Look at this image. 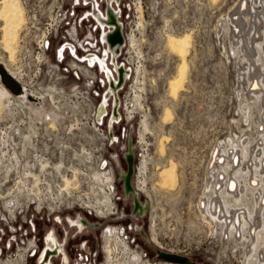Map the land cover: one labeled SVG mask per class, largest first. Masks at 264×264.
<instances>
[{
  "label": "rangeland",
  "instance_id": "rangeland-1",
  "mask_svg": "<svg viewBox=\"0 0 264 264\" xmlns=\"http://www.w3.org/2000/svg\"><path fill=\"white\" fill-rule=\"evenodd\" d=\"M98 1L102 9L103 3L101 0ZM240 1L125 0L132 9H136L139 2L142 6L140 23L142 25L137 24L139 20L135 18H131V22L127 20L124 24L125 34L128 39L133 35L135 43L130 46L128 41L118 61L125 63V66L132 70V77L122 93L125 105L135 114V119L129 122L126 118L121 127L124 126L127 133L129 126H133L131 137L139 142L134 153L136 165L141 167V163L146 161V168L143 170L145 174H138L135 178L137 182L142 180V177L145 181L144 187L141 185L144 192L141 191L139 194L140 201L147 204V212L143 219L126 220L121 223H116L114 218L99 221L97 217L79 211V215L91 223H99L100 227L98 229L88 227L74 237L75 229L68 228L64 220L67 217L75 218L77 210L61 212L57 210V200L55 204L51 203L52 211L45 210L38 215L31 208L29 211L17 208L18 203L22 206L25 204V193L18 194L17 190L19 182L27 178V175L21 172L5 174L7 169L21 168V165L26 164L37 168L40 162H46L52 167L61 164L63 168L59 173L53 171L36 173L42 187L36 194L41 197L47 190H53V194L59 197L57 185L61 184V178H71L70 173L66 172L67 168L70 170L80 167L75 153L78 152L76 150L80 144H85L83 136L77 135L71 142L64 134L65 131H49L45 126L31 128L35 123H49L51 104L44 91L45 66L39 68L38 74L31 72L27 76L25 79L27 87L33 86L31 90L37 93L36 95L42 94V98L44 97L40 110L30 109L11 99L9 103L5 101L6 108L0 111V264H34V260L28 257L32 246H40L44 235L51 228L61 239L67 232L69 248L78 247L85 241L88 248L98 250L102 243L101 237L105 233L104 229L119 227L120 224L127 227L129 223L132 226L134 224L141 226L146 238H154L157 241V245H151L144 241L142 235L138 236L135 232L127 233L138 239L140 247L148 254L149 264H165L163 261L159 263L151 261L160 248L163 252L171 251L188 257L191 264L245 263L244 250L240 242L230 234L227 238H222L215 223L210 229L202 220L200 212L202 207L198 206L199 200L207 192L205 187L210 180L208 173L211 166L210 158L216 150L220 151L221 144L232 140L235 145L241 146L244 142L253 149L262 142L261 136L264 131V122L261 120L262 107L259 101L250 100L248 95L246 97L244 91L249 87L247 72L253 69L251 66H247L248 70L243 69L244 65L240 60L243 54L231 44L227 29L224 28L228 14ZM68 9L73 10L72 18L87 12V8L81 7L71 9L68 6ZM92 25L93 22L89 19L83 22L80 39L86 30H93ZM89 34L93 37V33H88V37ZM170 34L191 36L187 80L184 89L180 91L179 96L177 94L175 100L168 95V83L171 77L176 76L180 60L168 48L166 41ZM0 53L3 60L7 61V55L1 51ZM70 65L69 62L66 67L70 72L69 77L62 82L67 88L68 96L55 99L57 110L62 112L59 114V121L67 127L71 124L89 126L97 105V98L93 94L97 90L98 80L103 79V75L93 68L86 71L81 80L77 81L72 76V72L75 71ZM82 66L83 64H78L77 68L82 69L80 68ZM91 82L94 83L93 88H88ZM244 82L245 88L242 86ZM74 87H80V90L88 92V95H84L83 98L70 96V90ZM77 104L80 107L76 109ZM247 104L248 115L244 114ZM165 108L172 111L173 119L161 124ZM142 121H146L149 128L143 139L139 134L144 131ZM13 134L16 136L15 141L12 139ZM163 137L165 141L167 137L166 143ZM158 142L163 145L162 153L159 151ZM170 163L176 167L178 184L171 192L161 187L158 175L162 169L168 168ZM65 174L68 178L63 177ZM78 179L82 189L87 191L88 181ZM16 197L17 204L10 211L5 204L8 202L14 204ZM118 210L128 211L129 204H119ZM57 216L63 221L61 225L53 221Z\"/></svg>",
  "mask_w": 264,
  "mask_h": 264
},
{
  "label": "built area",
  "instance_id": "built-area-1",
  "mask_svg": "<svg viewBox=\"0 0 264 264\" xmlns=\"http://www.w3.org/2000/svg\"><path fill=\"white\" fill-rule=\"evenodd\" d=\"M98 1V0H97ZM22 7L24 8L25 15V24L23 29L19 34L18 46L16 48L14 61L10 66L18 76H20L21 81L25 84V79L31 74V72L39 73L42 66H45V77L46 96L50 105V115L49 123H35L32 124L33 129L38 127L45 126L49 131L62 130L65 131L64 134L68 136L71 140L75 139V136H83L85 144H80L75 153L76 159L80 164L78 168H67L66 172L70 173L64 175L63 177L71 180V185L65 189L63 187V179L61 178V184L57 185V193L59 197L53 194V190H47L46 194L43 193V196H39L36 193L39 192L40 182L38 176L27 175V178H24L23 181L19 182L18 194L25 193V204L22 206L20 203L17 204V197L13 206H16L19 210L25 209L29 211L30 208L37 215L41 214L42 211L51 210L53 207L51 205L55 204L57 200V210L63 211H75L77 210V216L79 211L85 212L87 215L95 216L97 219L106 220L109 218H114V221L125 222L140 220L143 219L147 208L143 213H140L135 209V199L133 194L140 190L138 187V182L135 178L139 174V167L135 163V151L139 142L133 140L131 137L133 126H129V132L125 133L126 128L122 126L123 121L132 122L135 119V114L131 113L127 106L125 105V97L122 93L126 84L132 77L131 68L125 66V63H119L118 59L120 58L122 52L125 48L123 46L118 56L116 57L117 62L120 66H123L124 69L129 70V76L123 80L120 86L117 88L115 97L117 99L116 112L118 114L117 119H113L111 126L108 125L109 120L113 113V101L114 95H108L105 101V115L101 117L100 120L97 119L98 109L102 103L103 96L107 91L109 86L107 79L104 77V74L94 67L89 65L86 61L83 62L87 54L99 55L100 50L103 51L104 44L100 42L99 28L96 22L89 16V1L86 0H20ZM101 2L103 3L104 0ZM100 8V1H98ZM104 5V4H103ZM113 8L118 12L117 21L121 26V32L125 37L126 41L128 36L124 32V24L128 20L131 22V18L138 19L137 24L140 25L142 19L139 18L137 5L141 6V3H137L136 9H132L130 4L125 0H118L112 2ZM68 6L71 9L75 7L87 8V12L82 13L80 16H74L73 10L68 9ZM142 9V6H141ZM102 10V9H101ZM137 12V14H136ZM142 15V14H141ZM89 19L93 22V30H86V33L83 34L80 39V33L82 32L83 22ZM93 33V37H88V33ZM97 34L95 35L94 33ZM128 42L126 43V45ZM69 45V46H68ZM70 47L73 48V53L71 52ZM81 61L78 64H83L82 69L73 68L75 72H72V76L75 80L80 81L81 77L85 75L86 71L94 70L103 75V79H99L97 90L94 92V97L97 98V105L93 111V120L89 126H80L78 124H71L68 127L62 124L59 121V114H62L61 111H58L57 106H55V99H61L64 95H67V88L62 84L63 81L68 79L70 74L69 70L66 68L69 65V62ZM107 63L110 69L113 71V77H115L116 82H119L118 74L115 71L111 60H108ZM9 64V62H8ZM83 73V74H82ZM41 81L40 83L42 84ZM94 83L91 82L93 88ZM33 86H30L29 89H32ZM87 87V86H86ZM102 89V90H101ZM89 90V89H88ZM101 90V91H99ZM71 95L75 98L88 95V92H84L80 87H74L70 90ZM73 93V94H72ZM54 105V106H53ZM80 107L79 104L75 106ZM54 110V111H53ZM77 142V139H76ZM78 143V142H77ZM92 146V147H91ZM132 155L133 157V173L130 180L131 191H125V176L127 174V157ZM97 174L99 178L94 177ZM87 182L88 189L84 191L80 185L79 179ZM83 181V182H84ZM139 194V193H138ZM55 197V198H53ZM137 201H140L139 195ZM119 204H129L128 211H119ZM147 207V204L142 203ZM52 211V210H51ZM53 212H51V215ZM124 214V216H123ZM76 216V217H77ZM81 216V215H80ZM60 216L54 217V222L57 225L62 223L57 220ZM83 217V216H82ZM86 219V218H85ZM62 221V219H61ZM63 222V221H62ZM68 228L72 229L70 224L67 222V218L64 220ZM97 225L98 229L100 227L99 223L93 224ZM121 226V227H120ZM120 226H115L116 231L118 232L117 236L102 238L101 246L98 250H91L87 247V242H81L78 247H70V241L68 240V234L65 232L63 238H59L56 235V232L53 228L47 231L46 234L53 232L57 240L61 242L63 252L67 257L65 264H149V257L146 251H144L138 239L136 237H131L129 232H135L138 236L142 235L144 241L148 243L147 238L145 237L143 229L141 226L131 223L127 225L120 224ZM75 229V235L81 234L78 233V230ZM72 229V230H73ZM87 229V228H86ZM106 229H104L105 232ZM44 235L42 242L45 238ZM34 245L32 250L29 253V258L33 259L34 262L37 261V253L42 246ZM107 249H111L108 251ZM158 252L174 254L171 251L163 252V250H158L151 261L158 263ZM62 255V254H61ZM178 255V254H175ZM186 257V256H185ZM61 258V257H60ZM61 259L53 258V264H63L60 262ZM165 263V261H163Z\"/></svg>",
  "mask_w": 264,
  "mask_h": 264
},
{
  "label": "bare ground",
  "instance_id": "bare-ground-1",
  "mask_svg": "<svg viewBox=\"0 0 264 264\" xmlns=\"http://www.w3.org/2000/svg\"><path fill=\"white\" fill-rule=\"evenodd\" d=\"M86 1H89L92 7V11L89 15L96 21L102 30L107 29V32H103L100 36V42L104 44L105 49L102 52L101 58H97L96 62L101 72L105 73V77L110 85L109 91L104 94L103 101L98 109L97 119L100 120L101 117L105 115L104 107L107 96L113 94L115 97L114 93L123 80L129 76L130 71L124 69L123 66L119 67L116 59L120 49L126 45L125 37L121 32V26L117 21L118 12L112 5V2L118 0H105L106 9L103 14L98 11L95 0ZM136 10L141 18V6L137 5ZM226 20L224 28L226 27L227 29L231 44L235 48H238L243 54L240 58L244 65L243 69L248 70L247 66H251L253 69L247 72V84H249V87H247L248 89L246 90L244 89V91H246V97L248 95L250 100L259 101L262 107L261 111H263L261 120L264 122V0H241L237 7L228 14ZM24 24V8L20 0H0V51L7 55V61H4L0 53V70L1 68H5V71H7L21 86V94L19 96L11 95L2 85L0 76V111L6 108L4 105L5 101L9 103L11 99L24 104V106H28L30 109L38 111L42 104L41 100L44 98H42V94L36 95L37 93L35 94V92L23 85L24 82L21 81V77L10 69L9 66L12 64L11 62L14 61L16 48L18 46L17 42L19 41L18 36ZM131 36L129 38L130 46L135 43L133 35ZM115 39L117 43L111 44V40ZM166 42L170 52L180 60L176 76L174 75L175 77H171L172 79L170 78L168 83V95L175 100L177 94L179 96L180 91L184 89V84L187 80V58L189 55V48L191 47V36L188 34L182 36L170 34L167 36ZM70 49L73 53V48L70 47ZM91 57L97 56L87 54L81 61H86L90 65ZM107 57L108 60H111V64L118 74L119 82H116L115 77H113V71L106 66ZM7 62H9V65H7ZM93 64L94 63L91 65ZM242 84L245 88V82ZM28 96L33 97L35 101L28 100ZM113 105L114 109L109 121V126H111L113 119L118 118L116 112V97L114 98ZM248 110L249 105L247 104L244 108V114L248 113ZM172 117V111L169 108H165L163 116L161 117V124L169 122L173 119ZM141 125L144 131L139 134L140 138L143 139L149 128L146 121H142ZM12 136L14 137L12 138L14 139L13 141H15V134ZM261 138L262 142L253 149L244 142L241 143V146L235 145L232 140H228L227 143L224 142L221 144L220 151L216 150L212 154V158H210L211 166L208 172L210 180L206 185L207 187H205L207 192L203 195V198L199 200L198 205L200 208L202 207V211H200L202 213V220L210 226V229H212L211 226L213 227V223H215L216 226L219 227L222 238H227L228 234H230L237 242H240L244 250V264H264V131L262 132ZM162 139L164 140V137ZM163 140H160V142H163ZM162 146L159 143V151L161 153L163 152ZM161 153L160 156H162ZM15 158L13 159L15 160ZM16 162L18 163V160ZM62 168L61 164L52 167L46 162H40L37 168L30 166V164H26L23 166L21 165V168L13 167L7 169L5 174L9 172H21L26 175L36 176L38 172L42 174L47 171L59 173ZM145 168L146 161H143L141 167H139L140 175H142V173L145 174V171H143ZM158 175L159 184L165 190L168 189L171 192L175 185H178L176 184V167L173 163H170L168 168L162 169ZM94 176L99 178L97 174ZM139 181L140 187L139 185L138 187L140 190L138 191L141 193V191H143L141 185L144 187L145 181L143 177L142 180L140 179ZM63 183L65 189L71 185L68 179H63ZM162 188L158 189L163 190ZM145 193L147 192L145 191ZM138 195L137 192L133 194L135 200L138 199ZM146 208V206L138 202L136 210L143 213ZM75 220L78 221L81 226L79 231L87 226L85 218L77 216ZM112 229H115L118 235L116 228L113 227ZM147 240L148 243L151 244L150 239L147 238ZM152 240V242L157 243L154 238H152ZM107 250L110 251V249ZM50 254L49 249H45L41 259L37 263L43 264L46 262Z\"/></svg>",
  "mask_w": 264,
  "mask_h": 264
},
{
  "label": "flooded vegetation",
  "instance_id": "flooded-vegetation-1",
  "mask_svg": "<svg viewBox=\"0 0 264 264\" xmlns=\"http://www.w3.org/2000/svg\"><path fill=\"white\" fill-rule=\"evenodd\" d=\"M96 1V3H97V8H98V11L101 13V14H103L104 13V11H105V9H106V4H105V0H104V2H103V7H102V10L99 8V5H98V1L97 0H95ZM104 8V9H103ZM91 11H92V7H91V5L89 6V11H88V13L90 14L91 13ZM87 15L88 17L90 16V15ZM91 17V16H90ZM92 18V17H91ZM93 19V18H92ZM94 20V19H93ZM95 21V20H94ZM96 22V21H95ZM97 24V23H96ZM97 26H98V28H99V36L98 37H100L101 36V34L103 33V32H107V29H104V30H102L100 27H99V25L97 24ZM90 35V37H92V35L91 34H89ZM126 40V39H125ZM129 41V39H127V41H126V43ZM105 49V46H104V48H103V50ZM102 50H101V52H100V55H95V54H92V55H95V56H97V57H91L90 58V65L92 64V63H94V67H97V69L98 70H100V67H98V65L96 64V62H97V58L99 59V58H101V55H102ZM78 62L79 61H73L72 63H71V67H73V68H77L78 67ZM100 62V61H99ZM106 66L108 67V69H110V67H109V65H108V63L106 62ZM101 71V70H100ZM103 74H104V77H105V73L104 72H102ZM106 78V77H105ZM109 84V83H108ZM109 88H110V85L108 86V88H107V91L106 92H108L109 91ZM105 92V93H106ZM103 101V100H102ZM113 104H114V101H113ZM110 121V120H109ZM108 125H109V123H108ZM138 191V190H137ZM137 193H139L140 194V192L138 191ZM8 208L7 209H9L10 211H12V205L13 204H11L10 202H8V203H6L5 204ZM10 205V206H9ZM79 217H81V218H85V217H82V216H80V215H78ZM123 216H124V214H123ZM75 219H77V217H75V218H70V217H67V222L70 224V226L72 227V229L73 228H76L77 230H78V233H81L84 229H86V228H93V229H95V228H97L98 226L97 225H94L93 226V224H95L94 222L93 223H91L89 220H87L86 219V221H87V226L84 228V229H82L81 231H79V228H81V226H80V224H79V222L78 221H76ZM57 220H59L61 223H62V221H61V219L58 217L57 218ZM47 236H45V238H44V240H43V242H42V246H41V248H40V250L38 251V253H37V261H35V262H33L34 264H38L37 262L41 259V257H42V253H43V251L45 250V249H49V251H50V256H49V258H48V260L46 261V262H44L43 264H53V262H52V259L53 258H59V259H61V261L60 262H62L63 264H65L66 262V260H67V257H66V255L64 254V252H63V248H61L62 247V245H61V242L60 241H58L57 240V238H56V236L53 234V232H51V233H49V234H46ZM117 236V233L115 232V229H112V228H107L106 229V231H105V233H104V236H106V237H112V236ZM150 239V238H149ZM153 240H152V238L150 239V242H151V244H153V245H157L156 243H154V242H152ZM111 250V249H110ZM62 254V255H61ZM61 257V258H60ZM7 264V263H6ZM165 264H171V263H166L165 262Z\"/></svg>",
  "mask_w": 264,
  "mask_h": 264
},
{
  "label": "water",
  "instance_id": "water-1",
  "mask_svg": "<svg viewBox=\"0 0 264 264\" xmlns=\"http://www.w3.org/2000/svg\"><path fill=\"white\" fill-rule=\"evenodd\" d=\"M117 43V40H111V44ZM5 68H1L0 70V76H1V82L2 85L11 93V95L19 96L21 94V86L20 84L12 78L7 71H5ZM28 100L35 101V99L31 96H28ZM133 157L132 155H128L127 157V174L125 176V191L130 192L131 191V185L130 180L133 173ZM135 201V209L137 207L138 201ZM158 259L163 260L165 262H169L172 264H191V260L188 257L181 256V255H175V254H167L158 252Z\"/></svg>",
  "mask_w": 264,
  "mask_h": 264
}]
</instances>
